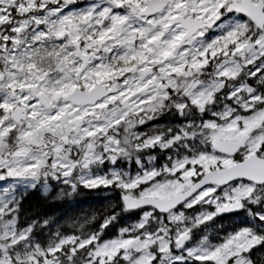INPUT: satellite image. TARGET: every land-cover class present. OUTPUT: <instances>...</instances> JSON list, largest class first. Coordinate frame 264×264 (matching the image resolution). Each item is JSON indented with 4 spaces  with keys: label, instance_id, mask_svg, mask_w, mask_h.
<instances>
[{
    "label": "snow or ice",
    "instance_id": "6c2138e0",
    "mask_svg": "<svg viewBox=\"0 0 264 264\" xmlns=\"http://www.w3.org/2000/svg\"><path fill=\"white\" fill-rule=\"evenodd\" d=\"M0 264H264V0H0Z\"/></svg>",
    "mask_w": 264,
    "mask_h": 264
},
{
    "label": "trees",
    "instance_id": "16d2710c",
    "mask_svg": "<svg viewBox=\"0 0 264 264\" xmlns=\"http://www.w3.org/2000/svg\"><path fill=\"white\" fill-rule=\"evenodd\" d=\"M102 195V193H85L82 197L77 198L71 203L60 201L38 202L35 196L30 195L25 201V210L31 213L35 209H42L45 214L52 217L55 221L51 225L53 229L58 226L62 232H67L72 230L68 217L75 219L74 213H78L81 209L99 206ZM47 232L48 229H44L43 234L40 235V239H45ZM112 235H115V231L109 230V236Z\"/></svg>",
    "mask_w": 264,
    "mask_h": 264
},
{
    "label": "flooded vegetation",
    "instance_id": "af4514ba",
    "mask_svg": "<svg viewBox=\"0 0 264 264\" xmlns=\"http://www.w3.org/2000/svg\"><path fill=\"white\" fill-rule=\"evenodd\" d=\"M232 219H236L235 217H233ZM229 222H231V220H229Z\"/></svg>",
    "mask_w": 264,
    "mask_h": 264
}]
</instances>
